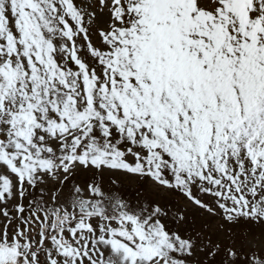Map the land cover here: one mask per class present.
Instances as JSON below:
<instances>
[{
	"label": "snow or ice",
	"instance_id": "6c2138e0",
	"mask_svg": "<svg viewBox=\"0 0 264 264\" xmlns=\"http://www.w3.org/2000/svg\"><path fill=\"white\" fill-rule=\"evenodd\" d=\"M0 264H264V0H0Z\"/></svg>",
	"mask_w": 264,
	"mask_h": 264
}]
</instances>
